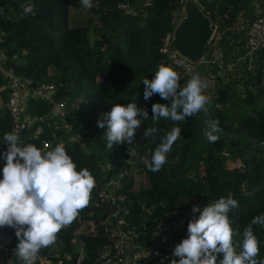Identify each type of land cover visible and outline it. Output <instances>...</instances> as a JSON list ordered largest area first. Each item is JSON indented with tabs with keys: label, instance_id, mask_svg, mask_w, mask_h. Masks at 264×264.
I'll list each match as a JSON object with an SVG mask.
<instances>
[{
	"label": "trees",
	"instance_id": "obj_1",
	"mask_svg": "<svg viewBox=\"0 0 264 264\" xmlns=\"http://www.w3.org/2000/svg\"><path fill=\"white\" fill-rule=\"evenodd\" d=\"M92 2L93 7L88 9L81 5L80 0H0L3 67L30 77V85L51 81L56 85L54 97L65 98L68 107L62 116L67 131L59 128L52 131L47 126V119H38L45 115V105L39 99L28 97L27 112L35 119L18 133L21 143H31L42 151H48L58 144L59 137V144L65 146L77 170L87 168L96 181L89 205L80 211L71 225L58 233V256L50 253V246L42 248L38 254L57 264H75L80 253L79 264L95 263L100 251L109 244L113 232L109 221L113 218L101 207L96 187L112 177H116L118 183L113 192L123 195L124 220L120 227L132 228V240L137 244H151L156 236L160 237L159 234L162 241H181L187 237L191 214L195 218L199 216V212H192L193 205L202 210L206 204L221 197H232L239 205L229 213L232 227L237 231L233 243L239 252L242 250L244 228L253 217L264 214L263 56L259 57L254 72L244 78L240 75L229 78L231 71H228L229 79L223 82L221 74L213 75L207 115L201 111L186 121L160 118L154 124L152 104H167L169 101L161 99L158 94L145 100L143 79H153L159 65L168 66L158 46L163 34L174 26L171 19L174 10L181 6V0ZM120 2L126 3L130 10L119 8L117 4ZM196 2L211 23H217L219 29L224 30L215 46L220 47L222 43L227 51L228 48L231 50L224 34L236 36L232 32L238 34L240 31L239 35H242L241 29L228 27H234L237 13L249 0ZM28 4L34 6L35 14L23 13ZM133 6L138 9H133ZM69 7L85 9L88 14L80 23L68 24ZM215 8L219 17L215 16ZM90 31L94 33L91 42L88 38ZM238 41L242 47L243 39ZM220 55L225 57L221 51ZM173 69L179 73V83L183 87L187 82L186 74L175 67ZM239 83L240 91L236 89ZM6 94L5 78L0 72V99L3 103ZM103 101L107 106L100 112L99 105ZM130 102L146 109L149 117L142 120V133L137 138L135 133L131 144L122 142L109 150L104 135L106 126L98 127L97 120L103 119L112 105ZM213 120L219 121L221 131L219 140L210 143L205 136L208 130L205 121ZM37 124L42 125L39 131H35ZM153 126L158 129L155 139L144 137L146 128ZM173 127L181 129V136L173 144L167 163L157 172L148 170L144 160L151 159L161 137ZM5 133H9V117L1 104L0 153L7 150V144L2 140ZM69 135L76 137L68 138ZM43 140L48 141V146L42 147ZM131 151L144 153L138 164L147 183L136 189L132 175L126 171L130 163L120 161ZM227 159L238 160L239 164L226 163ZM101 163H107L108 167L102 170ZM4 164L5 160L0 155V177ZM160 219L171 223L163 234L158 226ZM0 230L7 234V251L0 250V264H4L18 239L12 227L4 226ZM253 231L259 241L260 252L256 257L259 262L264 260V226L253 225ZM75 244H79V249ZM164 248L162 251L170 253L169 256L163 261L153 259L148 264H171L172 260H179L173 255L174 248ZM65 254L69 255L68 258L64 257ZM9 258L8 264H11L13 258ZM220 259L222 255L217 257V264Z\"/></svg>",
	"mask_w": 264,
	"mask_h": 264
},
{
	"label": "clouds",
	"instance_id": "obj_2",
	"mask_svg": "<svg viewBox=\"0 0 264 264\" xmlns=\"http://www.w3.org/2000/svg\"><path fill=\"white\" fill-rule=\"evenodd\" d=\"M80 3L84 8L93 7L92 0H80ZM23 13L35 14L34 6L26 5ZM179 81L178 72L164 64L158 66L153 79H143L145 100L158 94L169 101L152 104L154 124L160 118L186 121L201 111L207 115V105L211 101L206 94V80L193 72L183 87ZM148 117L147 110L136 103L112 105L104 118L97 120L98 127L106 126L107 149L122 142L131 144L135 131ZM205 123L208 124L207 140L217 142L221 131L219 121ZM157 132V127H147L143 135L155 139ZM180 136L181 129L173 127L161 137L151 159L144 160L148 170L157 172L167 163L168 154ZM2 140L7 144V150L0 153L5 160L0 177V227L15 229L16 256L23 264H35L38 252L54 244L58 233L71 225L80 211L89 205L96 181L87 168L77 170L63 144L42 151L34 144H22L17 132L5 133ZM238 206V201L232 197H221L206 204L202 210L193 205L192 212H199V216L189 221L187 237L173 249V255L179 260H172L171 264H217L220 255L219 264H264V260L258 262L256 259L260 248L253 231V225L264 226V214L253 217L244 228L242 250L238 252L233 243L237 231L229 217L231 210Z\"/></svg>",
	"mask_w": 264,
	"mask_h": 264
},
{
	"label": "built area",
	"instance_id": "obj_3",
	"mask_svg": "<svg viewBox=\"0 0 264 264\" xmlns=\"http://www.w3.org/2000/svg\"><path fill=\"white\" fill-rule=\"evenodd\" d=\"M117 6L119 8L130 10L129 6H127L124 2L118 3ZM171 22L172 24H175L174 17H172ZM211 27L212 31L205 47L209 53L206 57H204L203 53L202 57L197 62H192L185 56L179 54L176 50L169 48L168 44L170 38L172 37V29L167 30L163 34L161 42L158 46V51L165 56L166 60L172 67H175L179 72L186 75L196 67V63L202 62L209 65L213 64V59L208 56L215 57V44L224 30H220L216 24L212 23ZM235 27L236 29H241L242 36H240V38H242L245 43L242 57L251 58L253 53L264 48V12L255 14L241 25ZM228 28L233 29L234 27ZM30 84V77L23 74H15L8 70L5 82L7 94L3 105L9 117V132L19 133L21 129L28 127L34 121L35 117L30 118L27 112L26 99L28 97L39 99L42 103H44L46 113L43 117L45 119L48 120V118L52 116V111H56L59 115L58 110L59 106L62 105V101L59 102V99L54 97V84L47 81H41L35 85ZM43 117L39 116L38 119H44ZM46 146H48V141L43 140L42 147ZM106 184L107 182L96 187V195L100 199L105 200V205L107 207H112V211L108 215L113 218L116 228L110 236L109 244L103 247L94 264H148V262L153 259L163 261L167 258L170 253L167 251L163 252L162 248L159 249L155 246L150 248V245H152L153 242L148 245H139L132 242V237L134 235L133 229L130 227H120L124 220L123 206L121 205L123 195L113 192L114 187L118 186V183L117 181L112 183L113 190L111 193L107 191L105 187ZM190 219H195L194 214H191ZM158 226L163 234L168 231L171 223L164 219H160L158 221ZM126 238H128L131 243L127 242L128 244H125ZM155 238H157V236ZM6 245V240H4L3 236L0 235V250L6 252ZM129 246H132L133 249H129ZM13 251L15 252V247H13ZM39 256L42 255L37 254V257ZM80 257L81 255L79 253L75 264H79ZM17 264H23V261L19 259Z\"/></svg>",
	"mask_w": 264,
	"mask_h": 264
},
{
	"label": "rangeland",
	"instance_id": "obj_4",
	"mask_svg": "<svg viewBox=\"0 0 264 264\" xmlns=\"http://www.w3.org/2000/svg\"><path fill=\"white\" fill-rule=\"evenodd\" d=\"M184 1H186V0H181V6L179 7V9H175L173 12V17H174L175 22L183 15L182 5H183ZM193 1L196 2V0H193ZM133 9H138V8H136V6L135 7L133 6ZM214 11H215V16L219 17V13L216 10V8L214 9ZM79 13H81V15H79ZM85 14L86 15L88 14L85 9L81 10V9L69 7L68 8V19H69L68 24H71V22L72 23H80L82 20V17ZM215 24H217V23H215ZM232 33L234 35L238 36L240 34V31L237 32L238 34H236L234 32H232ZM93 37H94V33L92 31H90L88 33V38H89L90 42L92 41ZM232 38H234L233 42L231 40H229V44L231 46V51H227V47H225L222 43H221L222 46L220 45V47H219V50H221L224 53L225 57H221L220 51H219V53L215 52L216 57L208 56V57L213 59V61H214L213 64L209 65L207 63H204L202 66L201 64L198 65V63H196V67L188 75H186L187 80H188V79H190L193 72H198L201 75V77L206 80V82L208 84V87L206 90L207 95H209L210 89L213 85L212 76L214 75L213 73H215L216 70L218 71L217 75L221 74L223 82H225L226 79L228 78L227 77L228 71H231V75L229 76V78L236 76V75H238V76L240 75L239 77L244 78V77H246V75L248 73L254 72L253 70L255 69V66L258 62L259 57L262 55L264 58V48L261 49L260 51H258L257 53H255L252 58L242 57L241 52L244 50V46H245L244 40L242 41L243 46L241 47V43L238 41V39H236V37L233 35H232ZM222 65L224 66V68ZM168 66L172 67L169 63H168ZM213 66H215L219 69H216V68L212 69ZM49 72H51L50 69H49ZM47 81H49V80H47ZM49 82H51V81H49ZM240 84L241 83H239L236 86V89H238L239 91L242 89ZM262 84H264V82ZM55 87H56V85H55ZM57 99H59V102L62 101L61 102L62 105L59 106V110H58L59 115L56 113V111H52V116L50 118H48V120H46L44 117L43 118L46 120L47 126L49 127L50 130L53 131L56 128H59L61 130L64 129L63 131L66 132L67 129L65 128V124H64L62 116H63L64 112L68 109V107H67V104L65 102L66 101L65 98L57 97ZM1 104L3 105V102L0 99V105ZM106 106H107L106 101H103L99 105V111L102 112ZM30 118H32V117H30ZM41 127H42L41 124H37L35 131H39L41 129ZM135 133L137 134L136 138L139 137L142 133L141 127H139L135 131ZM72 137H76V135H69L68 138H72ZM59 139L60 138L58 137V140H57L58 144H59ZM105 154H106V152H105ZM105 154H103L101 157H104ZM143 157H144L143 152L131 151V152H129L128 156H126V157L123 156V158H120L121 162L127 161L130 163V166L126 169V171L130 175H132L135 189L139 188L140 186L145 185L147 183L145 175H144L142 169L139 167V164H138V162L140 163L142 161ZM99 158H100V156H99ZM226 161H227L226 163H229V164H236V165L239 164L238 160L233 161L231 159H227ZM100 166H101V169L104 170L105 168L108 167V164L107 163H101ZM116 179H117L116 177L115 178L112 177V178H109V180H107V184L105 185V187L109 193L112 192V190H113L112 183L115 182ZM101 200L102 199H100V202H101ZM98 202H99V199H98ZM109 221H110V229L112 231H115L116 225L114 224V221L113 220L111 221V219ZM85 223L86 222L83 221V224H85ZM0 235L3 236L4 240L7 238V234L1 230H0ZM159 236L160 237L157 236V238H155L153 240V244L150 245V248H152L154 246L158 247L159 249H161V248L165 249V248H163L165 246H167L168 248H171V247L174 248L175 245L180 242L178 240H173V241H169V242L162 241L160 234H159ZM127 242L131 243V241H129L128 238L125 239V244H128ZM132 242L134 244H137L133 240H132ZM78 245L79 244H75V246L79 249ZM129 249H133V247L129 246ZM58 251H59V241H57V239H56V242L50 246V253L56 255V257H57ZM68 256L66 255L64 257L68 258ZM9 257L13 258V261L11 264H17L18 263L17 262L18 259H17L16 255L14 254V251H12L8 255V258ZM35 262H36V264H39V261L37 259L35 260ZM41 263L42 264H57V262H53L51 260H48L47 262L42 261Z\"/></svg>",
	"mask_w": 264,
	"mask_h": 264
},
{
	"label": "water",
	"instance_id": "obj_5",
	"mask_svg": "<svg viewBox=\"0 0 264 264\" xmlns=\"http://www.w3.org/2000/svg\"><path fill=\"white\" fill-rule=\"evenodd\" d=\"M182 11L183 15L172 28L168 46L190 61L197 62L202 57L211 34V21L193 0L184 1ZM100 205L108 214L111 213L112 207H107L104 199Z\"/></svg>",
	"mask_w": 264,
	"mask_h": 264
},
{
	"label": "crops",
	"instance_id": "obj_6",
	"mask_svg": "<svg viewBox=\"0 0 264 264\" xmlns=\"http://www.w3.org/2000/svg\"><path fill=\"white\" fill-rule=\"evenodd\" d=\"M146 2L148 1V0H145ZM261 12H264V0H249V2H248V4H246L245 5V7H243L238 13H237V21H236V24L234 23V28H236L235 27V25L236 26H239V25H241L242 23H244L246 20H248V19H250L252 16H254L255 14H258V13H261ZM233 28V29H234ZM225 35V37L228 39V42H229V40H231L232 42H233V39L234 38H232V34H229V33H226V34H224ZM240 36H242V35H240ZM240 36H235L236 37V39H241L240 38ZM94 38V37H93ZM230 44L228 43V46H229ZM243 46V45H242ZM230 50V48H228V51ZM219 51H221V50H219V47H215V52H218L219 53ZM231 51V50H230ZM244 51V50H243ZM243 51L241 52V54L243 53ZM215 52H214V56L216 57V55H215ZM222 52V51H221ZM209 53V51L208 50H206L205 49V51H204V57L207 55ZM255 53H257V52H255ZM255 53H253L252 54V56H251V58L253 57V55L255 54ZM240 54V55H241ZM245 59V58H244ZM202 65L203 66V64L204 63H202V62H199L198 63V65ZM223 66V65H222ZM213 68H216V69H219V68H217V67H215V66H213L212 67V69ZM222 68V67H221ZM223 68H224V66H223ZM214 71V70H213ZM0 72L2 73V75L4 76V78H5V82H6V77H7V73H8V69H6L5 67H3V62H2V54H1V52H0ZM217 73H218V71L216 70L215 71V73H213L214 75H217ZM212 79H213V76H212ZM212 88V87H211ZM8 259H10V258H8ZM6 260L5 262H4V264H8L9 263V261L10 260ZM38 261H39V264H42L41 262L42 261H44V262H47L48 261V259H46L44 256H39V257H37L36 258ZM35 264H36V262H35Z\"/></svg>",
	"mask_w": 264,
	"mask_h": 264
}]
</instances>
